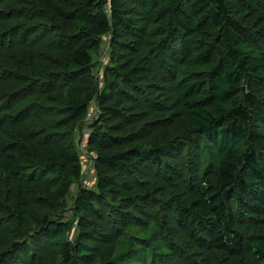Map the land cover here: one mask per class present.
Segmentation results:
<instances>
[{
  "label": "trees",
  "instance_id": "16d2710c",
  "mask_svg": "<svg viewBox=\"0 0 264 264\" xmlns=\"http://www.w3.org/2000/svg\"><path fill=\"white\" fill-rule=\"evenodd\" d=\"M66 1L69 6L45 0L52 13H44L55 22L63 38L75 41L64 56L65 69L87 74L92 89L76 93L72 86H65L59 96L61 113L66 121L81 124L91 115L89 108L96 98L100 111L88 146L96 154L97 178L93 188L79 187L71 218L65 220L52 213L35 216L39 232L24 228L16 234L17 240L25 236L24 240L33 243L46 234L45 240L59 245L57 264H77L80 257L92 251L86 240L97 235L94 216L101 210L97 203L115 207L118 194L128 195L122 200H132L121 203L126 209L119 208L120 221L131 237L143 238L141 228L132 225L130 207L136 208L137 201L150 195L151 190L129 181L128 174L135 167L130 161L148 157L162 163L168 146L149 144L141 136L119 135L115 129L125 109L121 96L124 84L129 81L139 85L140 76L134 71L142 60L122 52L118 43L131 46V36L142 31L143 15H149L160 36L148 46L153 58L162 67L167 62L175 72L192 64L201 68L179 80L188 122L180 138L185 141L198 135L216 154L213 172L207 170L209 175L199 187L174 202L177 223L197 246L208 250L202 260L194 259L191 264H210V250L232 257L249 252L264 264V235L253 237L250 233L253 226L264 224V131L260 128L264 122V58L257 55L260 49L264 55V24L257 27L258 20L254 21L264 0ZM38 29L32 27L18 35L25 39ZM106 35L111 37L113 56L105 71L104 86L100 87L95 58ZM5 132L10 138L0 142V166L11 176L13 207L9 210L21 225L30 217L26 179L37 172L55 174L60 184L54 195L65 206L73 185L83 175L79 151L40 144L20 126H7ZM126 141L131 143L128 148L113 150ZM29 231L31 235H27ZM18 244L14 242L0 254V264H22Z\"/></svg>",
  "mask_w": 264,
  "mask_h": 264
},
{
  "label": "rangeland",
  "instance_id": "374dc122",
  "mask_svg": "<svg viewBox=\"0 0 264 264\" xmlns=\"http://www.w3.org/2000/svg\"><path fill=\"white\" fill-rule=\"evenodd\" d=\"M48 1L70 4L66 0ZM45 4V0H0V142L10 138L5 132L7 126H20L40 144L52 143L61 150L77 149L82 158L83 175L73 185L65 206L54 195L60 184L54 173L37 172L34 177L28 176L25 186L30 217L21 225L9 210L13 207L11 176L0 166V254L17 241V254L22 264H57L59 245L50 243L48 238L45 240L46 234L33 243L24 240L25 236L17 240L16 234L29 227L33 232H39L33 217L41 214L52 213L65 220L71 218V207L79 187L93 188L97 178L96 154L88 144L100 108L95 98L89 108L91 115H87L83 123L63 119V103L59 99L63 88L70 85L76 93H82L92 89V85L87 74L70 73L65 69L64 56L75 41L63 38L55 22L47 19ZM260 8L254 18V21L258 20L257 27L264 24V3ZM143 16L142 31L131 36L132 45L127 48L118 43L122 52L142 60L134 71L140 76L139 85L129 81L124 84L121 96L125 109L115 132L141 136L149 144H166L168 149L159 164L148 157L130 161L135 167L128 174L129 181L136 186H149L151 190L150 195L137 201L136 208L130 207L134 216L132 225L141 228L143 238L131 237L128 227L120 221L119 208L126 209L121 203L132 200H122L128 195L118 194L115 207L97 203L101 209L94 216L97 235L93 240H86L92 251L90 255L80 257L77 264H191L194 259L202 260L208 254L207 249L197 246L186 235L174 214V202L199 187L209 175L207 170L213 172L216 162L215 151L200 136L191 135V139L185 141L180 138L188 128V122L182 109L179 80L201 68L192 64L181 66L175 72L167 62L162 67L148 51L150 43L160 38L157 27L152 16ZM32 27L39 29L27 34L25 39L18 35ZM111 46L110 35L104 36L100 54L95 58L99 68L94 70L100 87L104 86L105 71L113 56ZM261 47L264 48L263 44ZM257 55L264 58L262 49ZM261 91L264 94V83ZM260 128L264 131V122ZM127 142L113 150L128 148L131 143ZM28 168L33 170L34 167ZM26 233L31 235L30 231ZM250 233L253 237L264 235V224L253 226ZM209 253L210 264H259L249 252L236 257L219 250Z\"/></svg>",
  "mask_w": 264,
  "mask_h": 264
}]
</instances>
